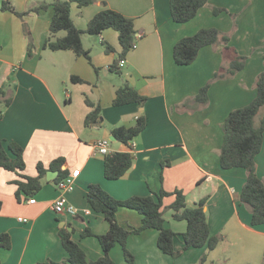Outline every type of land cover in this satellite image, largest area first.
<instances>
[{
    "label": "crops",
    "instance_id": "crops-1",
    "mask_svg": "<svg viewBox=\"0 0 264 264\" xmlns=\"http://www.w3.org/2000/svg\"><path fill=\"white\" fill-rule=\"evenodd\" d=\"M4 1L0 0V90L7 92L12 103L0 118V141L5 146L20 144L26 165L22 171L0 167V234L8 233L11 239V248L0 245V264L66 259L68 252L59 232L69 226L88 259L100 258L104 251L98 237L82 235L86 229L103 234L110 227L88 200L87 191L93 183L117 199L162 190L170 193L163 197L165 226L178 233L174 241L177 250L184 247L182 233L188 224L174 217L172 193L183 190L189 206L207 199L210 233L223 236L215 249L191 247L173 257L159 248V230L149 228L127 239L135 264H264V224L253 226L251 210L240 201L247 172L220 165L225 119L255 98L256 79L264 69V0H209L196 17L183 23L173 19L170 0H95L82 7L73 2L72 18L80 29L85 30L100 10L111 8L132 18L136 33H143L137 46L126 54L120 72L111 67L122 52L117 30L83 34L90 61L72 50L45 47L53 7L20 17L3 10ZM9 1L14 10L23 13L53 0ZM215 7L225 11L215 14ZM205 27L224 32L233 29L229 44L247 60L237 74L213 81L208 105L190 112L180 105L194 97L223 65V45L202 47L189 65L177 64L173 51L179 39ZM64 34L59 32L56 37ZM72 75L86 82L75 83ZM126 83L148 97L144 105L113 104L117 88ZM86 98L102 107L98 120L89 126L85 117L91 108ZM141 115L147 125L130 142L135 144L131 168L118 179L106 178L104 155L96 151V141L111 139L114 127L133 126ZM260 120L258 116L256 124ZM130 145L111 140L110 149L129 152ZM57 158H64L68 174L80 170L74 189L66 193L76 213L53 207L61 194L56 181L59 172L50 168ZM39 164L47 170L42 186L27 194L19 189L18 181H25L22 175L37 176ZM256 166L264 180V143ZM48 171L57 172L54 179L47 178ZM32 197L34 203L28 201ZM117 219L129 228L142 224V215L129 207H120ZM110 255L116 264H128L121 244H116Z\"/></svg>",
    "mask_w": 264,
    "mask_h": 264
},
{
    "label": "trees",
    "instance_id": "trees-1",
    "mask_svg": "<svg viewBox=\"0 0 264 264\" xmlns=\"http://www.w3.org/2000/svg\"><path fill=\"white\" fill-rule=\"evenodd\" d=\"M95 0H53L48 3L43 1L40 5L26 12H17L11 6L9 0L2 4L3 10H11L20 17L31 12H40L42 9L53 7L54 13L50 22L49 36L45 47L53 50H72L78 56H85L91 61L90 50L83 44V34H100L107 28H113L119 33V40L122 52L111 66L113 70L120 72L119 61L125 58L135 43L134 20L111 8L100 10L89 22L85 30L80 29L72 18V3L79 6L93 3ZM209 0H170V8L173 19L176 22H187L197 16L200 9ZM215 14L225 11V8L215 7ZM59 32H65L63 36L56 37ZM233 29L224 32L216 27H205L199 29L195 34L179 39L174 46V60L179 65L193 63L202 47L207 45H223L224 63L214 74L213 78L201 87L194 97L184 100L180 107L188 111H195L208 105L209 87L213 81L231 77L241 71L246 64L247 56L241 55L229 44ZM111 50L109 46L107 48ZM228 57L230 59H228ZM75 83L86 82L76 75L71 76ZM257 95L248 104L232 110L224 122V139L220 151V165L223 169L235 167L244 168L247 172V179L240 193V201L246 204L252 213V225L264 224V180L258 175L256 157L261 152L264 143V69L256 79ZM5 90H0V118L3 109L12 103V98L6 96ZM147 96L141 94L134 86L126 83L116 90L113 101L115 106L129 103L144 105ZM86 103L91 110L85 117L87 126L96 122L101 115L102 107L86 98ZM179 106V105H178ZM179 108V107H178ZM263 112L260 123L256 124V118ZM147 121L141 115L133 126H117L112 129V135L118 141L126 144L134 140L146 127ZM134 154L129 152H110L104 155V174L108 179H118L123 176L132 166ZM24 148L16 143L10 142L6 146L0 141V167L8 170L25 169ZM51 169L57 170L59 182L66 177L68 170L64 158H57L51 165ZM47 170L38 165V175L30 177L22 175L25 181H18L19 189L27 194L36 193L42 186V178ZM165 191L153 192L150 195H134L128 199H117L103 189L99 184L89 185L87 191L88 200L92 208L103 213L109 221L110 227L106 233L95 234L91 229L82 232L83 236L94 235L98 237L103 255L97 260H89L86 251L72 238V231L65 227L60 229L62 244L68 252V257L62 261L49 259L37 264H116L110 255L111 249L116 244H121L124 256L128 264H135V257L127 247V239L132 233H140L149 228L159 230V248L173 256L179 257L184 250L191 247L208 246L210 250L217 247L222 235H211L208 217L205 210L206 198H202L195 206H189L186 201V194L183 190L177 189L172 194L175 200L171 207L175 210L174 217L187 221V229L182 233L184 247L181 250L175 248V238L178 235L175 231L165 226L163 197L168 195ZM120 207H129L137 210L142 215V224L139 227H125L117 219V211ZM0 245L11 248V239L8 233L0 234ZM206 256H202L201 263H204Z\"/></svg>",
    "mask_w": 264,
    "mask_h": 264
},
{
    "label": "built area",
    "instance_id": "built-area-1",
    "mask_svg": "<svg viewBox=\"0 0 264 264\" xmlns=\"http://www.w3.org/2000/svg\"><path fill=\"white\" fill-rule=\"evenodd\" d=\"M142 36H143V33H141V32L135 33V43H134L132 49H134L137 46V41ZM125 63H126V59L121 58L119 61V67H123L125 65ZM110 143H111V139L101 138V139L96 141L94 147L99 154L105 155V154H108L111 152ZM130 147H131V152L133 153L135 150V144L131 143ZM79 172H80V170L77 169V170L73 171L71 174H68L66 177L62 178L57 183V187L60 190L61 194L54 201L53 207L56 211H62V212H67V213H76V207L68 201V198L66 197V193L70 192L74 189V186H75L74 181H75V178L78 176ZM28 201L30 203H34L36 201V199L32 197ZM23 220H25V219H23Z\"/></svg>",
    "mask_w": 264,
    "mask_h": 264
},
{
    "label": "water",
    "instance_id": "water-1",
    "mask_svg": "<svg viewBox=\"0 0 264 264\" xmlns=\"http://www.w3.org/2000/svg\"><path fill=\"white\" fill-rule=\"evenodd\" d=\"M111 140H117L116 139V137L115 136H111ZM57 175V172H55V171H48V173H47V178L49 179V180H52V179H54L55 178V176ZM68 229L69 230H72V228L69 226L68 227Z\"/></svg>",
    "mask_w": 264,
    "mask_h": 264
},
{
    "label": "rangeland",
    "instance_id": "rangeland-1",
    "mask_svg": "<svg viewBox=\"0 0 264 264\" xmlns=\"http://www.w3.org/2000/svg\"><path fill=\"white\" fill-rule=\"evenodd\" d=\"M94 90H95V88H94ZM262 113H263V112H261V114L259 115V118H261Z\"/></svg>",
    "mask_w": 264,
    "mask_h": 264
}]
</instances>
